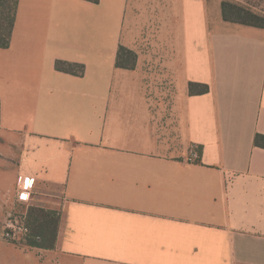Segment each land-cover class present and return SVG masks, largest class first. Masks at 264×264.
Wrapping results in <instances>:
<instances>
[{"label":"crops","instance_id":"crops-1","mask_svg":"<svg viewBox=\"0 0 264 264\" xmlns=\"http://www.w3.org/2000/svg\"><path fill=\"white\" fill-rule=\"evenodd\" d=\"M120 46L134 68L115 66ZM256 134L264 28L224 20L220 0H18L0 48V193L26 176L30 205L60 218L53 248L0 229V264H264Z\"/></svg>","mask_w":264,"mask_h":264},{"label":"trees","instance_id":"trees-1","mask_svg":"<svg viewBox=\"0 0 264 264\" xmlns=\"http://www.w3.org/2000/svg\"><path fill=\"white\" fill-rule=\"evenodd\" d=\"M18 0H0V48L9 46L12 28L15 20L16 3ZM98 3L99 0H87ZM222 18L226 21L251 25L264 28V16L251 10L241 3L222 0ZM136 54L120 46L117 50L115 66L124 68H134ZM55 68L68 73H82L84 66L62 60L55 61ZM208 85L199 82H189L190 94H202L208 91ZM254 144L264 147V135L256 134ZM60 214L55 210H46L37 206H30L28 209V224L30 227V237L23 244L26 247L53 248L56 241L57 228ZM39 240H36V238Z\"/></svg>","mask_w":264,"mask_h":264},{"label":"built area","instance_id":"built-area-1","mask_svg":"<svg viewBox=\"0 0 264 264\" xmlns=\"http://www.w3.org/2000/svg\"><path fill=\"white\" fill-rule=\"evenodd\" d=\"M198 155L197 147L192 145L188 160H195ZM33 192V181L26 176L20 177L15 189V200L20 203L21 208L10 207L1 223L2 236L6 241L23 244L30 237L28 209L31 206L30 201ZM36 240H39V238L37 237Z\"/></svg>","mask_w":264,"mask_h":264},{"label":"rangeland","instance_id":"rangeland-1","mask_svg":"<svg viewBox=\"0 0 264 264\" xmlns=\"http://www.w3.org/2000/svg\"><path fill=\"white\" fill-rule=\"evenodd\" d=\"M209 3H211L212 1H216V0H207ZM232 2H236V3H241L243 5H245L246 7L248 6L249 8H251V10H253L254 12H256L257 14L264 16V0H229ZM220 2H222V0H220ZM13 184V179L11 178H7V180L5 181L4 185H3V189H7L9 188L11 185ZM9 197H11L9 206L7 207L8 209L10 207H17V208H21L20 203H18L15 200V191H13L10 195L9 194H5V193H0V199H8ZM20 205V206H19ZM1 223L2 221H0V229L1 228Z\"/></svg>","mask_w":264,"mask_h":264}]
</instances>
